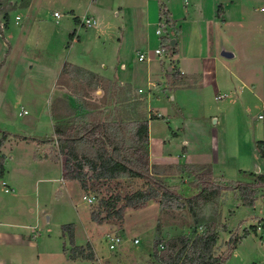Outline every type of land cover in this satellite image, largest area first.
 I'll list each match as a JSON object with an SVG mask.
<instances>
[{
    "label": "rangeland",
    "instance_id": "rangeland-1",
    "mask_svg": "<svg viewBox=\"0 0 264 264\" xmlns=\"http://www.w3.org/2000/svg\"><path fill=\"white\" fill-rule=\"evenodd\" d=\"M217 1L229 8L228 22L215 20L212 26L214 79L201 87L167 93L151 86L146 89L152 98L150 108L156 116L160 114L152 124L153 136L160 134L162 140L167 134L172 137L169 121L173 118L169 115L178 112L179 124L176 121L173 128L177 127L176 132L189 142L186 158L180 160L184 165L175 167L176 170L171 166L157 167L153 176L185 198L203 191L202 186L191 185L193 176L181 172L185 164L201 167L200 174L208 172L211 182L224 187L230 182L254 183L264 173V164L260 163L264 159L257 148V143L264 141V0ZM178 2L183 5V0ZM8 3L14 6L6 18ZM211 3L215 0L201 2L209 18ZM21 4V0H0V139L2 132L35 136L39 131L42 138L57 142L52 122L57 124L56 128L62 126L67 109L71 110L67 106L70 96L74 95L79 104L87 89L82 76L73 68L63 73L57 83L56 73L70 63L88 66L93 62L100 64L104 58L113 66L114 44L126 31L130 12L122 0H31L29 10ZM55 13L62 17L55 18ZM88 17L96 19L98 29L84 26ZM166 25L161 27L162 32ZM158 28L155 24L147 41L135 37L136 46H132L131 38L121 58L128 73H143L149 64L153 82L165 83L173 66L172 56L155 35ZM188 30L189 25L183 27L185 40ZM78 38H83L82 42ZM104 41L109 46L105 54ZM157 49L163 55H155ZM141 52L151 61L139 63ZM223 52L233 57L225 58ZM57 90L63 97L59 100L54 97ZM218 94L225 97L218 100ZM11 142L7 146L10 150L4 151L6 184L0 181V264H158L154 258L156 242H161V251L168 240L203 233L211 221L215 222L218 235L214 255L226 256L223 264H264V187L258 189L255 207H245L237 191L225 189L212 201L196 203L192 208L184 199L179 202L185 205L183 209L165 210L159 203H152L127 210L122 222L98 225L91 220V213L100 197L84 192L79 182L64 179L66 157L60 144H42L44 148H37L31 142L26 147L15 146V140ZM183 147L172 145L170 153L179 159ZM79 148L93 154L88 145ZM33 152L36 158L50 160L57 167L49 162L37 164ZM118 182L129 192L145 187L144 180L139 178H120ZM85 196L93 198V203L85 201ZM101 196L109 194L104 192ZM68 225L74 226L76 245L91 244L93 260L69 259L73 243L69 232L64 231ZM234 235L240 236V240L235 250L229 251ZM112 236L122 239L116 250L109 248ZM136 239L138 244H134Z\"/></svg>",
    "mask_w": 264,
    "mask_h": 264
},
{
    "label": "crops",
    "instance_id": "crops-1",
    "mask_svg": "<svg viewBox=\"0 0 264 264\" xmlns=\"http://www.w3.org/2000/svg\"><path fill=\"white\" fill-rule=\"evenodd\" d=\"M122 1H125L127 10L130 12L131 20H126L128 22V24H126V31L118 38L119 42L114 44V51L112 52L116 56V63L110 66L105 62L106 58H104L100 61V64L98 62H93L92 65L88 66H81L75 63L68 64L70 68L67 72H70L71 68H73L74 72L82 76V84L86 87L87 90L85 92L87 94H82L80 101L78 100L79 104L74 95L70 96L67 106H69L71 110L68 111L67 109V118L63 119L65 123H61L60 125L78 126L83 124L87 126L90 124H112L115 122L132 124L137 121L146 120L149 123L150 165L155 168L171 166L173 167L172 169L176 170L175 167L184 165L180 160L181 158H186L185 153L188 152L189 145V142L183 140L182 134L176 132L177 127L173 128V125L175 126L174 123L176 121L178 122V120H176L179 117L177 115L178 112L169 115L170 118H173V120L169 121V128L173 132L172 137L168 136V132H165L167 138L163 140L161 137H158L160 134H157L156 137L153 136L152 124L154 120L159 118L160 114L156 116V114L153 113L154 110L150 108L152 106V98L150 95H147L146 91L150 86L152 88L164 90L165 93L180 91L182 89L204 86L205 83L214 79L211 78V76H213L211 62L216 60L213 47L211 46V44H213L212 36L214 34L212 26H215V20L218 22L221 21L223 24L228 22L226 14L229 6L223 3L218 4L219 2L215 0V3H211L212 16L209 18L202 8V0H197V2L196 0H183L182 6H180L178 2L180 0ZM127 10L125 9V12ZM218 10H221V12L219 13ZM163 12H165V15H163ZM17 18L19 17H16V19ZM92 18L95 20V25L90 28L98 29V22L94 17ZM166 19L169 21V24L164 28L162 35H157V30L160 27L155 32V35L161 38L160 43H162L164 38H169L171 42L172 40L175 42V45L172 46L171 44V47L175 48L174 55L170 53L173 66L169 68L166 74V82L161 83L156 80L153 82L152 73L151 71L149 72V69H151L149 64H147L148 67L143 73H128L127 64L122 60L121 56L122 52L128 48L127 45L129 44V40L131 38L133 39L131 41L133 42L132 46H136L135 37H144V40L147 41L149 36L153 33L154 25H159L161 20ZM17 20H20V18ZM82 23L81 20V25H83ZM188 25V38H186V41L183 35V27ZM82 40L83 38H78L79 42H82ZM102 46L104 47L103 51L105 54L109 46L105 41ZM142 54L148 59L140 61V55ZM138 61L139 63H145L146 61L150 62L151 57H148L145 52H141ZM63 68L64 66L56 73L58 75L55 77V83H57L60 76L63 74ZM75 68H80L82 72L76 71ZM138 82H140L139 86L137 85ZM60 95H62L61 91L57 90L54 95L56 100L63 98ZM157 96L159 97V95ZM218 96L221 95L218 94L216 98ZM172 99L174 100V97H172ZM102 102H105V105H98ZM59 115H62V113L60 112ZM260 116L261 115H259V118ZM52 118V115H50L51 121L53 120ZM56 125L57 124L53 121V137L57 136ZM180 130L181 128H179L178 131ZM6 133L8 134V138L0 151L6 159V163L7 154H5L4 151L7 149L10 150L9 147L7 148L9 141L12 143L11 141L15 140V146L20 145L24 147L28 146V143L31 142L32 145L37 144V148H44V146H48L49 143L57 144L55 141H50L53 140V138H42L44 135L39 131H37L38 134H35V136H26L11 132ZM42 144H44V146ZM57 145L59 146V143ZM79 145H85V142H80ZM172 145L184 146L182 155H179V159H176V157L170 153ZM172 149H174V147ZM34 152L33 158L37 164H46L49 162L57 167V164L50 160L36 158ZM260 163L264 164V161H260ZM257 170L261 173L263 169L259 166ZM6 171H8L7 168H5V175ZM5 175L1 180L2 184H6ZM6 192H8V189H6ZM15 227L17 229L21 228V226ZM19 239L25 243L24 238L20 237Z\"/></svg>",
    "mask_w": 264,
    "mask_h": 264
},
{
    "label": "trees",
    "instance_id": "trees-1",
    "mask_svg": "<svg viewBox=\"0 0 264 264\" xmlns=\"http://www.w3.org/2000/svg\"><path fill=\"white\" fill-rule=\"evenodd\" d=\"M21 2L22 7L28 8L31 0H21ZM13 6L10 3L5 6L6 18H8L9 9ZM160 24L165 26L169 24V21L161 20ZM162 45L164 50L167 49L171 55H174L175 48L171 47L169 38H164ZM69 68L70 65H64L63 73ZM75 70L82 72L80 68H75ZM2 133L0 151L8 138L6 132ZM56 134L61 151L66 157L63 166L64 179L77 181L84 192H93L100 197L97 208L91 213V220L98 225L114 220L122 222L127 210H138L152 203H159L165 210L183 209L185 205L179 202L184 199L192 208L196 203L212 201L225 189L237 191L245 207H255L259 196L258 189L264 187V173L258 175L254 183L230 182L224 187L221 184L218 185L219 183L211 182L212 176L208 172L200 174L201 167L185 165L181 168V172H188L193 176L194 181L191 185L194 188L202 186L203 191L201 190L198 195L192 197H182L163 180L153 176V171L157 168L150 165L149 123L146 120L132 124L115 122L87 126L62 125L56 129ZM80 142H85V145L90 146L93 154L82 152L79 148ZM257 148L264 159V141L258 142ZM5 164L6 159L0 152V181L5 175ZM120 178H139L144 180L145 187L133 192L126 191L118 182ZM104 192H107L109 196L102 197ZM64 231L69 232L73 243V250L68 255L69 259L93 260L91 244L86 246L75 244L74 226H65ZM239 240L240 236H232L229 241V251L235 250ZM217 244L218 235L215 222L211 221L203 233H195L193 236L183 235L168 240L164 245L162 244L161 251L158 250L161 242H156L154 258L158 264H223L226 256L214 255ZM64 252L68 253L66 248Z\"/></svg>",
    "mask_w": 264,
    "mask_h": 264
},
{
    "label": "built area",
    "instance_id": "built-area-1",
    "mask_svg": "<svg viewBox=\"0 0 264 264\" xmlns=\"http://www.w3.org/2000/svg\"><path fill=\"white\" fill-rule=\"evenodd\" d=\"M261 11H264V8H262ZM54 17L57 18V19H60L62 17V15L59 14V13H55ZM17 19H19V18H17ZM85 23H86V25H84V26L90 28V27H93L95 25V20L93 18H87L85 20ZM162 26H163V24L159 23V27L160 28L157 30V35H162V30H161ZM154 53H155V55H159V56L163 55V51L161 49L155 50ZM146 59H148V58L144 54L140 55V59H139L140 61H144ZM223 98H224V96H218L216 99L221 100ZM24 113L26 114L27 111H25ZM83 199L85 201H87L88 203H93V198H88V197L85 196ZM121 243H122L121 237H119V236L109 237V248H110V250H116L117 248L120 247ZM138 243H139V240L136 239L134 241V244H138Z\"/></svg>",
    "mask_w": 264,
    "mask_h": 264
},
{
    "label": "water",
    "instance_id": "water-1",
    "mask_svg": "<svg viewBox=\"0 0 264 264\" xmlns=\"http://www.w3.org/2000/svg\"><path fill=\"white\" fill-rule=\"evenodd\" d=\"M171 44H172V46H173V45H175V42H174V40H172ZM223 56H224V57H226V58L233 57V55H232V54H230V53H227V52H224V53H223Z\"/></svg>",
    "mask_w": 264,
    "mask_h": 264
}]
</instances>
